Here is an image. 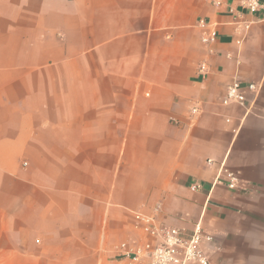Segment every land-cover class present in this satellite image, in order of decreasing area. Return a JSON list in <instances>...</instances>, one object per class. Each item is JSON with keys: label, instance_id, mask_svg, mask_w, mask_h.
<instances>
[{"label": "crops", "instance_id": "0c3cea01", "mask_svg": "<svg viewBox=\"0 0 264 264\" xmlns=\"http://www.w3.org/2000/svg\"><path fill=\"white\" fill-rule=\"evenodd\" d=\"M243 1L0 0V264H125L139 212L200 222L211 264H264V22ZM235 78L260 89L244 107Z\"/></svg>", "mask_w": 264, "mask_h": 264}, {"label": "built area", "instance_id": "2783aa9c", "mask_svg": "<svg viewBox=\"0 0 264 264\" xmlns=\"http://www.w3.org/2000/svg\"><path fill=\"white\" fill-rule=\"evenodd\" d=\"M243 5L246 13L258 14L257 20L264 22V0H244ZM200 26L207 30L202 37L204 44L217 42V32L214 29H210L204 21L200 22ZM199 72L207 76L208 65L202 63L199 66ZM259 90L257 85L249 84L245 87L235 78L227 88L223 104L244 107L247 103L246 92L252 93L254 98H257ZM198 110V108H193V114ZM222 172L225 174L226 181L218 180V184L233 191L242 188L238 173L228 169H223ZM191 188L193 191L201 190V186L197 184H193ZM134 221V228L139 235L114 249L119 262L125 264H211L205 248L213 243L214 238L200 222L188 231L162 225L155 216L141 212L134 214Z\"/></svg>", "mask_w": 264, "mask_h": 264}]
</instances>
